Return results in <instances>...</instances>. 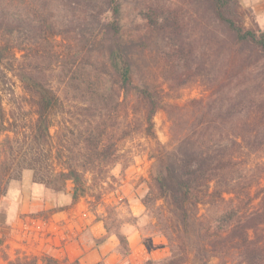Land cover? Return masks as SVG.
<instances>
[{
	"label": "trees",
	"instance_id": "1",
	"mask_svg": "<svg viewBox=\"0 0 264 264\" xmlns=\"http://www.w3.org/2000/svg\"><path fill=\"white\" fill-rule=\"evenodd\" d=\"M122 12V0H0V84L9 74L21 82L36 115L31 142L49 147L62 167L55 174L34 169V182L52 190L71 183V207L89 197L87 175L114 154L107 141L115 98L123 94L127 123L140 116L153 135L154 117L165 111L177 141L160 151L152 171L156 192L142 198L169 255L146 264H185L191 254L200 264L232 256L264 264V31L247 27L239 0L151 1L140 11L145 27L136 37L124 34ZM150 40L168 59L170 88L201 81L209 94L181 106L167 101L164 90L137 82L136 53ZM59 90L77 95L71 103L84 129L76 145L67 125L63 136L52 133L64 105ZM3 100L0 87V196L17 176L3 148L11 145ZM114 208L97 216L107 232L97 242L115 235L128 257L122 225L110 221ZM42 264L58 263L46 256Z\"/></svg>",
	"mask_w": 264,
	"mask_h": 264
},
{
	"label": "rangeland",
	"instance_id": "2",
	"mask_svg": "<svg viewBox=\"0 0 264 264\" xmlns=\"http://www.w3.org/2000/svg\"><path fill=\"white\" fill-rule=\"evenodd\" d=\"M151 1L169 3L174 0H122V24L126 37H136L138 33L144 32L145 22L140 17V11L144 10ZM239 1L247 27L264 31V0ZM136 54V81L149 83L164 90L167 94L166 100L170 103L183 106L192 99L205 98L209 94V88L201 81L181 89L169 87L165 78L169 63L166 55L162 53L160 43L150 40L146 42L144 49L138 50ZM0 87L4 106L10 118V132L7 135L10 137L11 145H4L3 148L6 156L11 157L12 167L17 174L16 178L10 180L5 193L0 196V236L3 238L0 246V264L14 263L17 259L23 258L35 259L42 264L46 256L54 258L58 264H68L67 257L64 258L56 253L50 254L45 250L47 245L53 249H60V245L55 240L42 241L43 229H39L38 223H33L28 218L43 221L53 214H57V217L102 218L106 214L107 205L115 207L111 222L122 226L139 222L150 248L154 241L160 239L168 247L166 238L157 235L150 228V225L155 223V219L145 213V216L138 221L132 215L131 208L137 206L134 202L136 198L129 201L132 197L140 198L142 201L147 193L156 192L152 178L153 164L161 150H172L177 144L171 133V121L165 111H159L155 115L154 134L148 135L140 116H136L131 124L127 123V100L124 95L115 98L113 105L115 109L112 113L114 127L107 141L113 145L112 159L103 164L95 175L91 173L87 175L92 185V192L89 197L81 199L71 207L67 194L70 192L71 183L66 184L65 190H63L64 185L59 184L54 186L55 190H52L44 184L34 182V169L55 174L62 170V167L56 162L49 147L38 146L31 142L36 115L27 102L28 96L21 82L9 74L7 84H0ZM59 91L64 105L54 115L52 133L57 135L60 132V136H63L67 125L68 137L76 145L79 142L80 132L84 129L82 123L84 119L74 107L76 104L71 103V99L77 95L68 90ZM69 131L73 135L68 133ZM158 203L162 204L161 201ZM51 209L59 211L48 212ZM61 209L66 210L61 211ZM28 223L29 227H26ZM61 223H65V219L61 220ZM51 234L52 232L48 235ZM53 235L60 237L58 233ZM211 261L214 264L221 262L217 258ZM185 264L200 263L191 254ZM223 264L240 263L235 256H232Z\"/></svg>",
	"mask_w": 264,
	"mask_h": 264
},
{
	"label": "crops",
	"instance_id": "3",
	"mask_svg": "<svg viewBox=\"0 0 264 264\" xmlns=\"http://www.w3.org/2000/svg\"><path fill=\"white\" fill-rule=\"evenodd\" d=\"M134 199L137 206H131L132 215L139 221L145 216V208L140 198L132 197L129 201ZM56 215L53 214L43 221L30 217L28 219L38 223V228L43 229L42 241L55 240L60 245V249L44 245L45 250L50 254L56 253L64 258L67 257L68 264H74L76 261V264H146L150 260H161L169 255L168 247L161 239L154 241L152 248L144 244L139 222L122 226V232L126 235L130 247L129 256L123 257L118 251L119 240L115 235L106 237L103 242H97L107 235L103 222L97 220V217H57ZM63 219L65 223H61ZM28 225L29 223L26 227H29ZM67 230L69 232L66 233ZM51 232L52 234L48 235ZM53 232L60 234V237H54Z\"/></svg>",
	"mask_w": 264,
	"mask_h": 264
}]
</instances>
